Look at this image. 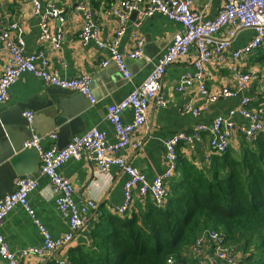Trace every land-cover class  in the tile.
<instances>
[{"label": "built area", "instance_id": "1", "mask_svg": "<svg viewBox=\"0 0 264 264\" xmlns=\"http://www.w3.org/2000/svg\"><path fill=\"white\" fill-rule=\"evenodd\" d=\"M195 3L196 0H120L108 7L109 14L116 20L117 26L113 40L107 43L102 41L100 35V18L83 5L73 7L74 12L81 14L84 19L80 33L83 45L88 46L90 42H94L99 50L108 52L110 56L101 62L102 68H107L111 63L115 64L125 80L132 77L128 60H141L144 57V38L137 31L144 19L163 15L168 20L181 25L183 32L174 37L143 83L121 102L108 106L106 121L114 128L115 143L108 142L106 132L98 128L72 138L63 149L57 147L55 143L58 139L56 134L51 136L52 144L47 148L42 145L43 137L36 134L24 143V149L36 150L39 153L40 169L36 176L17 177L14 180L13 192L0 200V225L14 209L19 207L25 209L35 219L29 197L37 190L39 179L45 177L51 181L54 193L57 194L55 202L59 211L69 220V232L61 238L53 239L48 230L35 220L43 236V245L25 250L21 255L11 252L0 233V257L7 264H21L28 256H35L40 261L52 258L57 250L69 246L74 241L76 233L87 226L90 212L97 210L95 201L84 205L75 202L74 183L60 173L66 162L85 156L96 164L97 174L100 176L107 175L113 167L122 170L128 177L124 188L126 201L116 209V213L120 217H125L133 204L135 191L142 198L149 196L160 206L164 204L168 183L179 167L178 148L183 144L201 143L205 135H210V150L213 155L220 156L232 147L238 131L249 144H253L256 135L264 131L262 119L264 109L255 108L253 99L243 95L249 90L250 85L260 80V72L258 70L246 72L238 65L264 44V0H225L213 19H207L206 14L195 10ZM31 4L33 14L40 17L39 44L50 45L55 50L60 49L62 36L52 33L50 20H56L60 24L66 23V18L63 16L66 9L58 8L52 1L31 0ZM132 13L139 15L140 20L135 25L136 30L131 33L134 48L124 54L120 51V44L126 35L129 15ZM243 30L256 31V34L247 45L233 50L232 45ZM0 46L9 54L8 62L0 66V105L6 102L10 89L24 74H31L50 87L79 92L92 105L96 103L91 90L93 77L89 75L65 78L49 70V58L44 51L26 54L25 41L18 23L14 22L6 28L0 25ZM192 49L197 53L192 63L195 71L192 74H182L179 91L196 89L207 105L217 103L219 100L240 97L239 106L230 111L228 116L216 118L211 128L201 125L190 135L182 132L166 140L168 170L162 177L148 181L122 156V153L127 148L138 149L141 146L135 139V134L147 125L150 106L154 104L164 108L169 104L167 95L161 89L167 69L188 57ZM213 59L221 66L230 63L235 82L233 88L220 87L215 91L207 88L205 67ZM205 109L206 107L197 109L191 103H187L184 113L198 117ZM128 110L132 113V120L125 123L123 115ZM25 116L27 121L32 123L34 115L26 112ZM237 116L245 119L248 125L237 126L233 122ZM205 160L208 161V157ZM207 242L214 245L219 264H241L240 259L231 252L225 236L213 229L206 230L191 246L192 254L200 259V262L205 261L204 248ZM67 263V259L59 261V264ZM166 264H177V262L173 257H169Z\"/></svg>", "mask_w": 264, "mask_h": 264}, {"label": "crops", "instance_id": "2", "mask_svg": "<svg viewBox=\"0 0 264 264\" xmlns=\"http://www.w3.org/2000/svg\"><path fill=\"white\" fill-rule=\"evenodd\" d=\"M43 1H52L58 8L66 9L63 13L66 23L60 24L56 20H50L52 33L62 36L60 49L55 50L50 45L41 46L39 44L40 17L33 14L31 0H0V25L6 28L14 22L18 23L20 33L25 41V53L36 54L39 51H44L49 58L50 71H55L69 79L75 76L91 75L93 77L91 90H93L96 98V103L91 104L88 110L76 115L75 119L56 127L57 129L53 133L43 137V147H50L52 144L51 136L62 133L61 130L72 140V138L80 136L93 128L106 132L108 142L115 143L114 128L106 121L108 106L121 102L144 82L174 37L183 32V27L168 20L163 15L144 19L141 27L137 30L138 34L144 38V57L141 60H128L132 77L125 80L115 64L111 63L107 68H102L101 62L110 56L108 52L99 50L94 42H90L88 46L83 45L80 33L84 19L81 14H77L73 10V7L83 5L93 11L100 18L102 41L107 43L113 40L117 26L114 17L109 14L108 7L120 0ZM224 1L196 0L194 8L206 14L207 19H213L222 8ZM129 16L126 35L120 44V51L124 54L134 48L131 33L136 30L135 25L140 20L137 14L132 13ZM255 34L256 31L252 30L241 31L232 45L233 50L247 45ZM190 51L188 57L181 59V61L167 69L168 71L163 79L161 89L167 95L169 104L164 108L154 104L150 106L147 125L135 134V139L140 142L141 146L138 149L127 148L122 153V156L148 181H154L157 177H162L168 170L166 140L182 132L190 135L201 125L211 128L216 118L228 116L230 111L237 109L239 106L240 97L219 100L217 103L207 105L203 97L198 95L196 89L179 91L178 87L182 74H192L195 71L192 63L196 59L197 53L193 49ZM8 60L7 50L0 46V66L5 65ZM238 65L246 72L253 71L259 66L258 63L249 58L240 61ZM205 69L206 85L211 91L218 90L220 87L233 88L235 86L230 63L221 66L213 59ZM261 77L260 75V79ZM259 81L250 85L249 90L243 94L253 99L255 107L258 105L256 103L261 101L260 96L264 91L261 81ZM56 91H59V89L48 86L31 74L21 76L10 89L6 102L0 105V128L4 130L6 136L17 139V144L21 145L36 134V129L31 125L29 126L32 123L27 121L26 112L34 115L32 122L39 130L46 128L50 122L54 123V120L48 118L50 109L47 105L50 104L53 97L57 101L58 95H52ZM72 92V95L68 96L67 99H71L76 94L75 91ZM187 103H191L197 109H200V107H206V109L198 117H195L192 114L184 113ZM32 107L37 108L38 111L36 112ZM22 108L26 112H22ZM16 113L21 116L24 125H3V120L10 119ZM38 114L42 116L38 118ZM131 120L132 113L128 110L123 115V121L127 123ZM233 122L239 127L248 125L247 121L239 116L233 119ZM242 139V135L238 131L229 150L238 152ZM62 140L61 138V142ZM210 140V135H205L201 143L193 142L192 144L180 146L178 148L180 161L190 162L201 170L202 166L210 163L209 160L206 161L205 159L214 154L210 150ZM55 143L58 147V139ZM24 150L30 151L28 149ZM34 153L35 155L29 154L23 158L21 166L23 170H30L34 168V165L37 166V171L34 174L37 175L41 163L40 158L38 160L39 156H37L39 154L36 151ZM60 173L74 183L76 189L74 193L75 202L78 205H84L95 201L97 202V210L90 212L87 226L76 233L74 241L69 246L57 250L52 258L50 257L45 261H40L35 256H28L22 260L21 264H46L51 259L56 261L68 260L69 251L74 247L93 245L91 234L97 225L98 215L115 214L116 209L125 204L124 188L128 177L118 167H113L107 175L100 176L97 174L96 164L83 156L81 159H72L66 162L60 169ZM6 175V173L5 176L0 174V189L4 188ZM176 176L179 177L177 172L174 177ZM170 182L168 183L169 189ZM56 195L51 181L45 177L40 178L37 190L29 197V204L34 212L35 219L25 209L19 207L14 209L2 222L0 233L12 253L21 255L25 250L43 245V236L35 220L48 230L53 239L61 238L69 232V220L59 211L55 202ZM138 199L144 200L135 191L131 207L136 206L137 208ZM146 199L143 203L146 202ZM153 201L156 202V200ZM157 205L159 204L157 203ZM130 212L131 208L126 216L129 217ZM202 231L203 234L206 230ZM182 254L184 260L187 261L186 264H193L192 261H195L194 264H213L217 262L215 247L210 242H207L204 248V262H200V259L194 257L191 246L185 247ZM242 258L243 256H241ZM0 264H7V262L0 257Z\"/></svg>", "mask_w": 264, "mask_h": 264}, {"label": "trees", "instance_id": "3", "mask_svg": "<svg viewBox=\"0 0 264 264\" xmlns=\"http://www.w3.org/2000/svg\"><path fill=\"white\" fill-rule=\"evenodd\" d=\"M249 59L264 70V44ZM260 98L253 105L264 109V93ZM208 160L200 170L178 158L179 177L172 178L162 206L148 196L129 217L98 215L93 245L71 249L67 264H166L169 257L186 264L183 249L207 229L240 250L243 264H264V131L253 144L243 138L238 152Z\"/></svg>", "mask_w": 264, "mask_h": 264}, {"label": "water", "instance_id": "4", "mask_svg": "<svg viewBox=\"0 0 264 264\" xmlns=\"http://www.w3.org/2000/svg\"><path fill=\"white\" fill-rule=\"evenodd\" d=\"M136 14V13H134ZM154 68V67H153ZM56 88V87H55ZM59 89V88H58ZM72 91L62 90L59 89V91H56L55 93H52L53 96L58 95L57 101L53 97L50 104H48L49 110L48 112V118H51L53 122H50L47 124V127L44 129H37L33 122L31 125L36 129V135L40 137H45L46 135H49L53 133L57 128L61 125L67 123L68 121H71L75 119V116L78 114H81L82 112L88 110L89 106L91 105V102L85 98L81 93L76 92L74 96L71 99H67L68 96L72 95ZM60 94V95H59ZM27 109H29L27 107ZM32 109L38 111L37 108ZM22 112H26V110L21 109ZM61 113V114H60ZM21 114V113H20ZM42 115L38 114V118H40ZM3 125H15V126H22L24 125L21 116L16 113L14 116H12L8 120H3ZM62 133L57 134L58 136V147L60 149H63L67 147V145L70 143V138L67 136V134L63 133L64 131L61 130ZM61 138L63 139L61 142ZM23 144L18 145L17 139L9 138L6 136V133L2 128H0V174H7L5 179V185L4 188L0 189V199L5 197L8 194H11L14 189L13 182L17 177H23V176H32L37 171V166L30 170H23V167L21 166V162L23 158L30 155H35L36 150H30L26 151L23 149ZM37 152V151H36ZM38 153V152H37ZM39 154V153H38ZM38 160L40 158V155H37ZM213 264H218L217 262Z\"/></svg>", "mask_w": 264, "mask_h": 264}, {"label": "rangeland", "instance_id": "5", "mask_svg": "<svg viewBox=\"0 0 264 264\" xmlns=\"http://www.w3.org/2000/svg\"><path fill=\"white\" fill-rule=\"evenodd\" d=\"M255 70H258L259 72H260V75L262 76L263 75V72H264V70L262 69V68H260L259 66H258V68H255ZM255 70H253V71H255ZM261 81V82H260ZM260 83H261V86H263V88H264V82H263V77H261V79H260ZM263 93H264V91H263ZM263 117H264V115H263ZM263 121H264V118H263ZM229 247H230V249H231V252L233 253V255L234 256H237L240 260H241V256H244V255H241V254H243V253H241V251L240 250H237L235 247V249H236V253L233 251V250H235V249H233V246L230 244L229 245ZM248 254L246 253V255L245 256H247ZM240 256V257H239ZM244 259V257L242 258V260Z\"/></svg>", "mask_w": 264, "mask_h": 264}, {"label": "clouds", "instance_id": "6", "mask_svg": "<svg viewBox=\"0 0 264 264\" xmlns=\"http://www.w3.org/2000/svg\"><path fill=\"white\" fill-rule=\"evenodd\" d=\"M229 245H230V244H229ZM216 261H217V263L219 264L218 260H216ZM240 263L243 264V263H242V259L240 260Z\"/></svg>", "mask_w": 264, "mask_h": 264}, {"label": "bare ground", "instance_id": "7", "mask_svg": "<svg viewBox=\"0 0 264 264\" xmlns=\"http://www.w3.org/2000/svg\"><path fill=\"white\" fill-rule=\"evenodd\" d=\"M152 71H153V69H152ZM32 176H36V175H32ZM5 197H6V196H5ZM5 197H3V198H5ZM56 197H57V195H56ZM3 198H1V199H3ZM1 199H0V200H1Z\"/></svg>", "mask_w": 264, "mask_h": 264}]
</instances>
